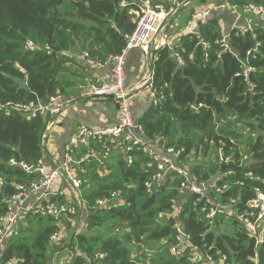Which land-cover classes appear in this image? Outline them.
Here are the masks:
<instances>
[{
	"label": "trees",
	"instance_id": "1",
	"mask_svg": "<svg viewBox=\"0 0 264 264\" xmlns=\"http://www.w3.org/2000/svg\"><path fill=\"white\" fill-rule=\"evenodd\" d=\"M123 1L132 0H0V217L17 186L35 179L19 164L48 162L40 140L50 116L27 119L26 112L14 105L70 98L75 83L68 77L75 74L68 64L77 65L83 52L102 64L120 53L125 35L135 27V7H122ZM248 2L264 6V0ZM192 12L185 14L179 29ZM222 35L219 21L210 19L198 26L197 34L181 36L172 49L159 50L151 90L164 98L157 105L151 102L134 119L150 141L162 136L167 146L184 148L185 154L201 152L203 157L212 149L216 159L192 167L191 172L203 181L222 176L218 185L226 189L220 199L231 196L243 203L253 197L254 188L264 190V30L257 25L253 35L229 32L228 45L237 58L224 50ZM201 41L210 47L205 50ZM255 48V58L246 54ZM174 53L183 57V66ZM220 141L225 145L220 147ZM220 148L223 156L230 157L228 164L219 159ZM148 164V157L139 153L131 166L120 158L107 174L89 171L81 191V219L62 221L69 238L63 230L57 264H190L186 257L193 248L211 255L213 264L222 255L228 264H251L254 242L235 217L220 216L208 230L189 209V201L178 196L177 180L147 194L143 183L154 170ZM129 184L134 187L128 189ZM118 190L123 192L122 205L96 208V199ZM171 199H176L177 219L190 237L183 258L169 254L175 229L171 220L159 218L169 213ZM57 223L27 213L5 242L0 264H50V237ZM256 252L259 264H264V244ZM101 254L104 258L96 257Z\"/></svg>",
	"mask_w": 264,
	"mask_h": 264
},
{
	"label": "built area",
	"instance_id": "2",
	"mask_svg": "<svg viewBox=\"0 0 264 264\" xmlns=\"http://www.w3.org/2000/svg\"><path fill=\"white\" fill-rule=\"evenodd\" d=\"M238 0H219L200 11H193L184 26L179 29L178 18L180 11L191 6L194 0H132L130 3L121 2L122 7L134 6L135 27L133 31L125 35V44L120 53L109 57L112 66L110 80L108 82L92 83L88 86L85 97L96 99L103 96H113L116 105L114 121L102 127L80 126L68 138L63 145L61 158L48 159V162L40 160L37 165L20 163V167L28 175H34L35 179L28 184L17 186L18 192L9 201L7 212L0 217V256L5 242L19 223L21 217L27 213L33 216L57 221V231L50 237V251L52 258L50 264H57L61 254L62 221L66 217L81 219V211L84 208L82 187L88 183L87 175L91 169H96L100 175L110 172L111 166L120 158L131 166L137 159V155L143 154L150 160L148 166H153L152 175L143 183L147 194H152L155 188L171 185L177 180L174 188L178 196L189 201V209L198 215L208 230H212L216 220L220 216L235 217L246 235L254 242V255L250 258L251 264H259L256 249L264 244V190L256 187L253 189V197L246 202H240L235 197H227L224 201L220 198L224 194L226 186L220 187L218 181L222 176L217 175L209 181L200 178L188 168L186 163L191 155H196L198 161L203 157L201 152L185 154L184 148H175L166 145V139L157 136L154 141L145 138L143 130L134 119L132 109L133 92L138 89L129 88L125 84V64L131 51L140 50L150 62L151 73L148 83L151 88L153 65L157 60V52L162 49H172L173 44L181 36L197 34V28L206 25L210 19H217L222 30L221 43L224 50L230 52L236 58L233 50L228 45L229 32L254 33L257 25L264 30V6L245 2L238 4ZM255 37V34H254ZM204 49L210 46L200 42ZM217 43V42H216ZM31 47V43H27ZM259 44L256 46L258 47ZM258 48L248 51L246 54L256 57ZM220 53L217 57H220ZM174 57L180 66L184 65L183 57L174 53ZM207 59L208 55L205 53ZM191 58V56H190ZM79 61L90 70L102 67V63L93 60L87 52L78 57ZM241 62V61H240ZM242 64L243 75L246 76L245 64ZM151 102L157 105L163 99L162 94L157 95L150 91ZM71 102V101H70ZM70 102H63L61 96L52 97L46 103L16 104L15 109L26 112V118L37 116H50L40 145L45 149L48 134L56 125V118L61 111L70 106ZM2 106L0 105V109ZM5 115H10L9 104L5 106ZM212 145V143L210 144ZM220 147L225 144L220 141ZM213 161L216 155H213ZM219 159L228 164L231 159L223 156L221 148L218 150ZM15 165L13 160L10 161ZM93 165V167H91ZM200 165V164H199ZM197 166V165H196ZM230 174V173H229ZM264 184V181H262ZM2 180L0 179V185ZM239 185L241 183H238ZM132 189L133 184L126 186ZM122 190L110 192L108 196L98 198L95 206L98 209H107L122 205ZM176 199L170 200V211L166 215H159L171 220L175 229V243L170 247L169 254L173 257L183 258L189 248V235L183 231L177 219L178 207ZM193 252L186 257L190 264H213L215 261L209 254H202L193 248ZM69 259L73 254L69 251ZM100 259L104 255H97ZM227 256L222 255L218 264L226 263Z\"/></svg>",
	"mask_w": 264,
	"mask_h": 264
},
{
	"label": "crops",
	"instance_id": "3",
	"mask_svg": "<svg viewBox=\"0 0 264 264\" xmlns=\"http://www.w3.org/2000/svg\"><path fill=\"white\" fill-rule=\"evenodd\" d=\"M78 62L79 61H77V63ZM73 65H75V63L68 64L67 67H71L72 71H74L75 76L68 78L75 83V87H77L80 82L82 83V81L90 85L92 83L108 82L110 80L112 66L109 62L103 63L102 67L96 70H90L79 62L78 65L81 71L79 73L73 69ZM150 69L151 65L149 61L144 57V54L140 50L135 49L128 55L124 68L125 84L129 88L138 87V84L140 83V86H142L141 91L135 90L136 92H133L135 94H133L132 109L136 119H138L147 110L151 103V98L149 97L151 88L147 82L150 75ZM74 80L80 81H77V83ZM146 98L147 101H145ZM85 99L89 98L85 96L81 97V95L73 97V99L72 97H63V102L71 101L70 106L63 109L57 116L56 125L48 134L44 149L47 159L61 158L63 145L78 127L87 126L94 128L113 123L116 111V109L114 110L113 108L115 105L113 100L104 98L91 99L95 100V102L101 101V103L95 107L94 112H88L84 110V107H80L81 105L79 103Z\"/></svg>",
	"mask_w": 264,
	"mask_h": 264
},
{
	"label": "rangeland",
	"instance_id": "4",
	"mask_svg": "<svg viewBox=\"0 0 264 264\" xmlns=\"http://www.w3.org/2000/svg\"><path fill=\"white\" fill-rule=\"evenodd\" d=\"M213 3H212V1L211 0H205V1H202V2H200V0H199V2H197V1H194V3L191 5V6H188V7H185V10L182 12V13H180V16H179V18H178V24H179V26L183 23V21H184V19H185V14H187L189 11H191V10H193V11H200V10H202V9H204L205 7H207V6H209V5H212ZM132 52V51H131ZM130 52V53H131ZM144 57L148 60V58L144 55ZM78 61V60H77ZM150 63V62H149ZM73 67V69H75L78 73L79 72H81L80 71V68H79V65H78V63H77V65H73L72 66ZM125 71V70H124ZM150 73H151V71H150ZM150 76V75H149ZM79 77H80V74H79ZM81 80V79H80ZM80 80H77V81H80ZM74 81H76V80H74ZM76 81V82H77ZM82 81V80H81ZM78 83V82H77ZM81 84V85H80ZM80 84H78V86L77 87H74L73 88V90H72V92L73 93H71L69 96L70 97H72V99H73V97H78L79 95H81V97H84V94L86 93V91H87V89H88V83H85L84 81H82V83L80 82ZM141 84V83H140ZM140 84H138V87H139V89H137L138 91H141L142 90V86H140ZM136 90V91H137ZM135 91V92H136ZM133 94H135V93H133ZM149 97H150V95H149ZM151 98V97H150ZM83 100V99H82ZM145 101H147V98H146V100ZM80 103V107H84V110H86V111H90V112H94L95 111V107L99 104V103H101V101H97V102H95V100H91V99H85L84 101H80L79 102ZM134 105V104H133ZM113 108H114V110L116 109V105H114L113 106ZM94 114V113H93ZM105 126V125H104ZM241 149H243V146H241ZM213 158H214V156H213V150L212 149H210L209 150V152H208V155L206 156V157H202L199 161H198V159H197V156L196 155H191V158H190V160L188 159V161H187V163H186V165H187V167L188 168H192V167H194V166H196V165H199V164H201L202 162L204 163V161H206V163H208V162H213ZM115 162V164L117 163L116 161H114ZM23 217H21V219H22ZM20 221V220H19ZM82 226V225H81ZM79 232V231H78ZM64 234H67V237L69 238V235H68V231H66V230H64ZM59 260H61L60 258H58V260H57V262L59 261Z\"/></svg>",
	"mask_w": 264,
	"mask_h": 264
},
{
	"label": "water",
	"instance_id": "5",
	"mask_svg": "<svg viewBox=\"0 0 264 264\" xmlns=\"http://www.w3.org/2000/svg\"><path fill=\"white\" fill-rule=\"evenodd\" d=\"M99 98H104V99H109V100H113V96H103V97H99ZM98 99V98H96Z\"/></svg>",
	"mask_w": 264,
	"mask_h": 264
}]
</instances>
